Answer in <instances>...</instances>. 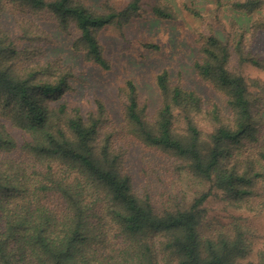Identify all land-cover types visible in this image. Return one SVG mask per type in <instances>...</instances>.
Here are the masks:
<instances>
[{
	"label": "trees",
	"instance_id": "trees-1",
	"mask_svg": "<svg viewBox=\"0 0 264 264\" xmlns=\"http://www.w3.org/2000/svg\"><path fill=\"white\" fill-rule=\"evenodd\" d=\"M226 5L253 14L264 0ZM6 11L19 36L0 23V118L26 135L19 142L0 120V264H243L257 227L243 216L212 218L207 202L215 197L264 213V78L242 70L251 64L264 71V55L252 50L264 16L244 26L230 21L225 39L211 24L200 35L194 70L225 97L227 111L217 102L206 105L198 90L171 80L163 68L154 79L158 107L150 112L128 78L118 88L116 121L99 96L88 110L60 102L75 90L77 74L61 56H48L57 43L52 31L68 37L84 63L108 71L113 63L102 32L124 36L128 24L147 15L178 20L177 6L0 0V19ZM142 46L161 49L155 42ZM133 145L142 151V187L127 167ZM184 180L208 189L189 198ZM256 255L246 264H264V245Z\"/></svg>",
	"mask_w": 264,
	"mask_h": 264
},
{
	"label": "rangeland",
	"instance_id": "rangeland-1",
	"mask_svg": "<svg viewBox=\"0 0 264 264\" xmlns=\"http://www.w3.org/2000/svg\"><path fill=\"white\" fill-rule=\"evenodd\" d=\"M103 0H85L86 3L99 7ZM121 5L128 0H115ZM181 12L178 20H162L147 15L146 18L137 19L128 24L125 35L107 29L102 32V40L106 45L107 57L112 60L111 70L104 71L99 67L84 63L71 48V40L59 31H52L57 43L48 49L49 57L61 56L64 62L72 64L77 77L73 80L75 90L66 93L61 101L70 105H81L84 110L93 107L95 97L105 100L116 121L122 118V105L118 98V88L128 78L136 82L141 96L148 100V110L153 112L160 104V93L155 84V75L163 68L170 71L171 80H180L184 86L198 90L204 98L205 104L219 103L227 111L225 97L216 91L212 85L200 79L194 70V60L199 57L200 35L207 32V25L211 24L215 32L222 38L230 34V21H236L240 26L248 25L250 20L257 16H264V6L253 14H247L226 5L227 0H222L224 5L218 6L217 0H171ZM192 6L202 13V17L189 13L184 5ZM1 25L10 31L13 37L19 36L13 12L6 11L0 19ZM51 26H48L50 28ZM143 42H155L161 47L159 51L146 50ZM252 50L259 55H264V30L260 31L252 42ZM243 73L251 77L264 78V71L245 64ZM252 90H255L252 88ZM6 122L10 131L19 142L25 139V133ZM144 163L142 151L138 145H133L127 156V167L134 176L136 187L144 185ZM264 186V183H262ZM183 189L187 197L192 198L201 191L208 189V184L198 181L184 180ZM210 216L227 222L234 217L243 216L257 227L259 235L253 238L252 251L243 260L255 261L258 249L264 245V213H251L237 210L225 201L212 197L207 202Z\"/></svg>",
	"mask_w": 264,
	"mask_h": 264
}]
</instances>
